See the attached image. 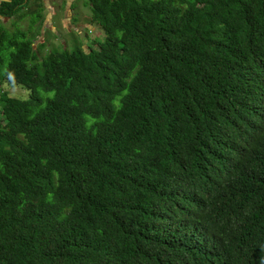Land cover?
<instances>
[{
    "label": "trees",
    "instance_id": "1",
    "mask_svg": "<svg viewBox=\"0 0 264 264\" xmlns=\"http://www.w3.org/2000/svg\"><path fill=\"white\" fill-rule=\"evenodd\" d=\"M87 1L0 29V264H264V0Z\"/></svg>",
    "mask_w": 264,
    "mask_h": 264
},
{
    "label": "rangeland",
    "instance_id": "2",
    "mask_svg": "<svg viewBox=\"0 0 264 264\" xmlns=\"http://www.w3.org/2000/svg\"><path fill=\"white\" fill-rule=\"evenodd\" d=\"M74 4L76 6L78 5L76 9H78L77 12L81 14L77 16L76 12H74L72 19L68 23L69 27H71L70 30L66 29L65 25L67 24V22L63 17H60L57 20L58 25L56 26V31L47 30L44 35H41L46 40L52 39L51 43L48 44V47L52 45V48L56 49L61 48L63 45V47L67 45L66 48L70 49L78 45L81 48L87 49V45H95V43L93 42L101 39L104 36V30L102 29V26L91 19L92 11L90 2H88L87 0H78ZM73 10L75 11V8ZM34 21H36V24L37 18H35ZM7 24L9 27L7 26ZM7 24H5V28L7 29L8 33H12L13 31H15V29L22 27L23 29L27 30L28 36L35 35L32 30L29 31V29L26 28V26L28 25L33 26L32 22L27 17L18 19L17 24L15 25L11 23V20H9V23ZM74 27H79V31H77L76 29L74 30ZM60 39L64 40L66 45L64 43L62 45V42L58 41ZM1 86L3 89H6L11 95L25 96L27 93V89L25 86L10 81L5 82V79L4 82L1 83Z\"/></svg>",
    "mask_w": 264,
    "mask_h": 264
},
{
    "label": "flooded vegetation",
    "instance_id": "3",
    "mask_svg": "<svg viewBox=\"0 0 264 264\" xmlns=\"http://www.w3.org/2000/svg\"><path fill=\"white\" fill-rule=\"evenodd\" d=\"M11 0H0V29L4 31L5 24L9 23V20H11V23L13 25L17 24L18 19L22 18H29V20L32 22L33 26H26V28L29 29V31H33L35 35L28 36L27 30L23 29L22 27H19L23 32L26 38L31 39V46L36 51V54L39 56L40 54L44 53L45 51L52 50V45L48 47V44L51 43L52 39H45L43 36L47 30L56 31V26L58 25L57 22V16L51 15L50 20H46V12L48 7H46L44 0H20L18 1L17 5L15 7V12L9 14V7H10ZM52 3H55L54 0H51ZM58 2V1H57ZM56 2V3H57ZM63 4H65V0L63 1ZM45 6V7H44ZM45 8V14L42 16L40 14L41 9L43 10ZM78 9H75V11L72 9V13L69 18L66 17L67 13L65 14L63 12L62 17L67 22L65 25L67 30H70L71 27H69V21L72 19L74 12H76V15H80L81 13L77 12ZM61 17V16H60ZM37 18V23L34 19ZM80 25V24H79ZM8 26V24H7ZM9 27V26H8ZM74 30L76 29L79 31V27H74ZM41 36V37H40ZM57 41V40H56ZM59 42H62L66 45L65 41L60 39ZM42 42V43H41ZM64 46V45H63ZM66 48L67 45L65 47ZM46 49V50H44ZM55 49V48H54ZM44 51V52H43Z\"/></svg>",
    "mask_w": 264,
    "mask_h": 264
},
{
    "label": "crops",
    "instance_id": "4",
    "mask_svg": "<svg viewBox=\"0 0 264 264\" xmlns=\"http://www.w3.org/2000/svg\"><path fill=\"white\" fill-rule=\"evenodd\" d=\"M55 3H52L51 0H44L46 7H48L49 9H47L46 12V20H50L49 17H51V15H56L57 16V20L60 18H62L63 12L67 15L66 17L69 18L71 13H72V9H76V6L74 3L77 2L78 0H65V4H63L64 0H54ZM58 1V2H57ZM57 2V3H56ZM45 7V6H44ZM40 14H42V16L45 14V8H43V10L41 9Z\"/></svg>",
    "mask_w": 264,
    "mask_h": 264
}]
</instances>
